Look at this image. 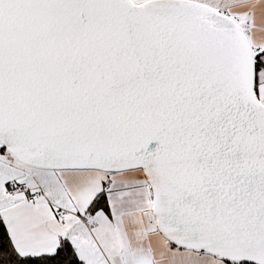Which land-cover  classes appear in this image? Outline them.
Segmentation results:
<instances>
[{"label": "snow or ice", "instance_id": "6c2138e0", "mask_svg": "<svg viewBox=\"0 0 264 264\" xmlns=\"http://www.w3.org/2000/svg\"><path fill=\"white\" fill-rule=\"evenodd\" d=\"M0 264H264V0H0Z\"/></svg>", "mask_w": 264, "mask_h": 264}]
</instances>
